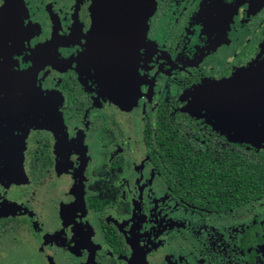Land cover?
<instances>
[{
    "label": "flooded vegetation",
    "instance_id": "af4514ba",
    "mask_svg": "<svg viewBox=\"0 0 264 264\" xmlns=\"http://www.w3.org/2000/svg\"><path fill=\"white\" fill-rule=\"evenodd\" d=\"M152 3L122 106L94 0H0V264H264V196L225 191L264 118L215 94L263 62L264 0Z\"/></svg>",
    "mask_w": 264,
    "mask_h": 264
},
{
    "label": "water",
    "instance_id": "95a60500",
    "mask_svg": "<svg viewBox=\"0 0 264 264\" xmlns=\"http://www.w3.org/2000/svg\"><path fill=\"white\" fill-rule=\"evenodd\" d=\"M152 0H131L130 6H136L131 11H127L125 8L126 0H94V8L96 9L95 16L97 17L96 25L100 29L110 31V46L115 54V58L110 60V63L114 64V87L109 85V91L118 105L129 106L131 103V95L136 92V73L138 65L139 51L143 46L144 31L148 27L149 18L152 15ZM131 16V25L129 27L130 32H135L138 28L139 38L137 41L133 40L132 34L128 35L127 27L119 26L116 32H120V36L112 33L114 30L112 23L120 16L122 21L127 15ZM138 15L133 20V15ZM123 16V17H122ZM135 23V25L133 24ZM127 38H131L130 41ZM111 73V72H110ZM225 87L221 88V92L215 94H224L226 101L230 103L227 106V124L230 127H236L237 123L234 122L238 117L235 114L236 109L241 107L243 113V128L244 133H251V123L247 119L251 120L257 116L264 118V60L256 68H253L243 79L235 84L233 81L228 84H221ZM236 86L243 87L240 92H236ZM224 98V97H223ZM242 102L239 106L238 102ZM256 102H259V107H256ZM253 113V115H251ZM247 118V119H246Z\"/></svg>",
    "mask_w": 264,
    "mask_h": 264
},
{
    "label": "trees",
    "instance_id": "16d2710c",
    "mask_svg": "<svg viewBox=\"0 0 264 264\" xmlns=\"http://www.w3.org/2000/svg\"><path fill=\"white\" fill-rule=\"evenodd\" d=\"M164 142L177 154L178 164L188 166L185 140L165 138ZM187 174L188 171H184V175ZM186 181L191 182V179L186 177ZM217 184L220 186L219 182ZM225 184V191H232V196L243 200L264 196V155L259 154L257 159L245 154L241 158L228 156Z\"/></svg>",
    "mask_w": 264,
    "mask_h": 264
},
{
    "label": "rangeland",
    "instance_id": "374dc122",
    "mask_svg": "<svg viewBox=\"0 0 264 264\" xmlns=\"http://www.w3.org/2000/svg\"><path fill=\"white\" fill-rule=\"evenodd\" d=\"M19 253H20L22 256L26 254L25 251H20Z\"/></svg>",
    "mask_w": 264,
    "mask_h": 264
}]
</instances>
